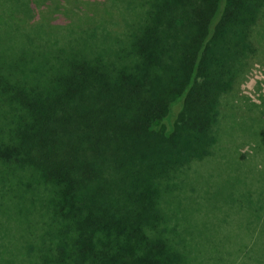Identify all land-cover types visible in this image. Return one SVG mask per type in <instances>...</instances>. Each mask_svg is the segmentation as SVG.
I'll return each instance as SVG.
<instances>
[{"label": "trees", "instance_id": "1", "mask_svg": "<svg viewBox=\"0 0 264 264\" xmlns=\"http://www.w3.org/2000/svg\"><path fill=\"white\" fill-rule=\"evenodd\" d=\"M8 11L0 264H264V185L232 256H205L173 210L181 176L219 148L256 163L254 140L243 155L219 125L249 107L261 115L260 89L253 105L236 97L264 71V0H22Z\"/></svg>", "mask_w": 264, "mask_h": 264}, {"label": "rangeland", "instance_id": "2", "mask_svg": "<svg viewBox=\"0 0 264 264\" xmlns=\"http://www.w3.org/2000/svg\"><path fill=\"white\" fill-rule=\"evenodd\" d=\"M21 1L0 0V15L4 14L6 17L10 4ZM6 36L3 34L2 38ZM22 44L27 43L22 41ZM255 44L259 45L258 39ZM259 89L264 93V71L254 67L240 87V94L245 98L237 96L238 105H253L251 101L258 103L255 91ZM249 109L251 113L244 114L239 121L229 120L228 115L219 125L222 134L220 137L222 140L236 139L243 155L251 152V146L246 142L254 140L253 145L257 149L254 153L256 163L240 160L234 149L223 151L219 148L213 153V157L203 164L194 165L191 172L181 176L178 184L180 190L184 191L183 201L178 207H173V210L180 219L182 229L196 234L194 238L202 243L200 250L208 248L205 256L209 254L211 246L223 247L232 256L248 241V235L255 229V216L248 206L255 203L254 198L249 196L257 195L261 185H264V116H261L264 115V105L261 107V115L260 111L253 113V108ZM238 112L239 110L236 114ZM234 202L244 206L245 213L239 215ZM259 242L264 244V238ZM208 264H227V261L223 257L221 262L215 258Z\"/></svg>", "mask_w": 264, "mask_h": 264}]
</instances>
